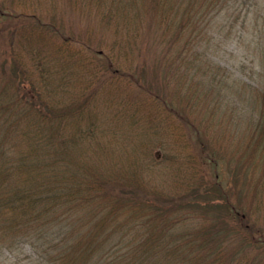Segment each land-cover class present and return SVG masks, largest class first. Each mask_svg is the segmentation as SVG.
Returning <instances> with one entry per match:
<instances>
[{
	"label": "trees",
	"instance_id": "obj_1",
	"mask_svg": "<svg viewBox=\"0 0 264 264\" xmlns=\"http://www.w3.org/2000/svg\"><path fill=\"white\" fill-rule=\"evenodd\" d=\"M2 1L12 8L13 0ZM137 1L144 0H79L78 8L101 24L115 22V29L131 33L127 38L135 39L139 24L147 30L154 21L162 26L158 36L166 48L193 49L215 8L228 3L187 0L181 10L173 0H146L141 14L134 11ZM179 10L181 19L175 21ZM259 16L262 51L264 7ZM37 21L32 32L50 30ZM29 23L0 8V36L8 45L0 59V264H264L263 233L245 224L241 201L232 202L219 183L171 192L127 175L128 169L131 174L141 169L135 164L126 169L125 153L115 156L91 133L98 118L91 96L54 82L58 70L42 60L47 71L26 67L11 49L13 34L27 33ZM180 63L179 53L167 65ZM255 127L252 154L264 140L258 133L264 124Z\"/></svg>",
	"mask_w": 264,
	"mask_h": 264
},
{
	"label": "rangeland",
	"instance_id": "obj_2",
	"mask_svg": "<svg viewBox=\"0 0 264 264\" xmlns=\"http://www.w3.org/2000/svg\"><path fill=\"white\" fill-rule=\"evenodd\" d=\"M173 1L181 10L187 5ZM4 2L0 8L31 22L27 33L13 34L11 49L26 67L47 71L42 60L58 70L54 82L91 96L98 113L91 133L115 156L125 153L126 169L131 164L141 169L137 174L128 169L127 175L171 192L215 181L232 202L241 201L245 224L264 235V140L251 153L255 126L264 124V49L257 24L264 0H228L216 7L193 49L166 48L158 36L162 26L154 21L147 30L139 24L135 39L127 38L131 33L115 29V22L101 24L99 17L82 13L79 0H13L11 9ZM146 6V0L137 1L134 11L142 14ZM173 19H181L180 10ZM36 20L50 30L32 32ZM7 47L0 36L1 60ZM179 53L182 63L167 65ZM50 55L59 63L50 62ZM109 65L116 70L113 79ZM88 124L85 118L82 127L87 130ZM258 133L263 139L264 132Z\"/></svg>",
	"mask_w": 264,
	"mask_h": 264
}]
</instances>
